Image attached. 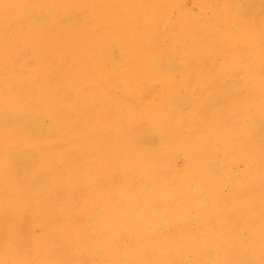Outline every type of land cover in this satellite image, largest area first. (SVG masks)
<instances>
[{
	"label": "bare ground",
	"instance_id": "6f19581e",
	"mask_svg": "<svg viewBox=\"0 0 264 264\" xmlns=\"http://www.w3.org/2000/svg\"><path fill=\"white\" fill-rule=\"evenodd\" d=\"M190 1L0 0L1 264H264V0Z\"/></svg>",
	"mask_w": 264,
	"mask_h": 264
},
{
	"label": "rangeland",
	"instance_id": "374dc122",
	"mask_svg": "<svg viewBox=\"0 0 264 264\" xmlns=\"http://www.w3.org/2000/svg\"><path fill=\"white\" fill-rule=\"evenodd\" d=\"M213 1L217 6L220 7L227 0H213ZM186 9L191 10L193 12H196L195 11L196 7L192 4V2L190 0H188V2L186 4ZM108 42H110V39L108 40ZM111 54L117 62V57H118L119 53L116 50H112ZM113 74L116 76L117 75L116 71H113ZM226 162L232 163L231 161H226ZM229 167H230L229 172H231L233 174L237 173V175L239 177L238 179L240 181V187L238 188L237 192L242 196L244 192L249 191L248 180H249L250 176H248L246 173H244L242 166H239V168H235L233 165H229ZM226 187H227V189H226ZM226 187L223 190V194L229 195V191H228L229 187L227 185H226ZM243 207L244 206H241V208L237 211L229 212V215H230L229 217H230V220L233 221L232 228H236V229L239 227V226H237V224H235V219H237V217H239V216L241 217L242 223L246 221L244 223L246 225V228L243 229V231L241 233L243 236L242 241L246 242L247 241V238H246L247 234L253 233L254 235H257L259 230H262L263 226H260V221L258 218L255 219V222L249 221L248 217L242 213ZM263 211H264V208H263ZM85 226L87 227V229L90 230L89 234L93 240L92 243L94 245V249H97L98 251H95L94 253L88 254L85 251H83L82 249H80L79 253L84 254L86 259L88 256L93 255V256H91L93 264H111L110 260H107L106 258H104L102 256H98L97 254H99V251L101 248V243L103 242V237L109 231H114L118 235L119 239L121 240V244H124V245L127 244V242H124V238L126 236L125 230L123 228H121L120 222L115 220V218L111 214L106 213V212H101V215L97 221H95L94 219H92L89 216H86L85 217ZM179 229L181 232L180 227L175 228L176 231H179ZM35 230H36V232H35L36 237H39V234H40L39 230H37V229H35ZM180 232H176V233H180ZM225 234H226V237H232V235H231L232 232L230 233V229H227L223 235H225ZM244 245H245V243H244ZM114 251H115V255H116L115 259H114V264H117L119 262L120 258H125L128 262H132V257L130 255H125V254L134 253L133 250L132 251H121L119 249H114ZM213 251L216 254H218L219 249L216 248ZM65 253L67 255V258H70L73 256L72 250L69 246L65 249ZM150 258H152L151 255H150ZM255 259L258 260L259 259L258 256H256ZM2 261H5V258L0 259V262H2ZM48 264H59V261H57L56 263H48ZM128 264H130V263H128Z\"/></svg>",
	"mask_w": 264,
	"mask_h": 264
}]
</instances>
